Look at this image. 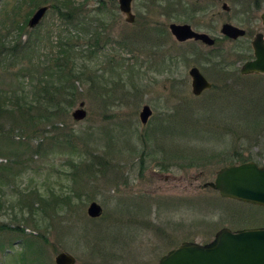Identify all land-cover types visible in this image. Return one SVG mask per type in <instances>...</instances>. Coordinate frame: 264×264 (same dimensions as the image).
I'll return each instance as SVG.
<instances>
[{
    "label": "rangeland",
    "instance_id": "374dc122",
    "mask_svg": "<svg viewBox=\"0 0 264 264\" xmlns=\"http://www.w3.org/2000/svg\"><path fill=\"white\" fill-rule=\"evenodd\" d=\"M166 1L133 0L130 25L117 0H0L5 45L19 33L21 44L28 41L13 59L0 57V100L37 78L40 86L53 85L47 93L67 82L75 94L73 106L54 112L53 127H45L66 149L48 140L35 156L30 152L40 135L31 148L23 146L21 119L16 125L0 119L10 132L9 141L0 140V264H54L61 252L75 264H157L183 242L204 244L222 228L264 227V208L204 187L224 166L264 162V76L238 73L252 55V36L264 35V0L246 16L242 10L254 0H182L196 8L192 15L171 14ZM42 6L49 10L29 29ZM52 6L73 11L79 26L59 19ZM170 23L188 24L217 42L179 43ZM224 23L246 36L237 42L221 36ZM64 50L70 52L66 60ZM191 67L214 88L193 97ZM80 103L86 117L75 121L71 113ZM144 105L152 110L146 125L138 120ZM49 191L66 201L56 212L46 209L56 220L46 241L29 248L24 240L38 237L47 224L39 218L40 230L32 225L29 207L38 202L31 194L48 199ZM91 202L102 208L99 218L87 217ZM14 227L23 232L9 230Z\"/></svg>",
    "mask_w": 264,
    "mask_h": 264
},
{
    "label": "water",
    "instance_id": "95a60500",
    "mask_svg": "<svg viewBox=\"0 0 264 264\" xmlns=\"http://www.w3.org/2000/svg\"><path fill=\"white\" fill-rule=\"evenodd\" d=\"M133 0H117L119 11L126 17V22H133L131 3ZM48 6L39 7L28 21V28H35L43 18ZM222 10H228L222 5ZM264 26V13L260 17ZM171 35L177 42L188 40L201 41L208 47L214 45V39L205 33H196L188 25H169ZM244 30L231 24L224 23L220 34L229 40H237L244 35ZM263 35L257 33L251 42L253 59L244 62L239 69L240 75H264V41ZM190 77L191 94L193 97L201 95L211 88L209 83L196 67L188 71ZM139 112V121L146 125L152 115L149 106L144 105ZM71 116L75 121H83L86 117L84 104L80 103ZM213 182L204 184L218 192L221 198L264 207V163L259 166L254 162L239 165H229L219 169ZM87 217L96 219L102 214V208L91 202L86 209ZM75 258L67 253H59L54 258V264H75ZM158 264H264V227L247 228L231 231L222 228L207 244L197 245L183 243L173 251L161 257Z\"/></svg>",
    "mask_w": 264,
    "mask_h": 264
},
{
    "label": "trees",
    "instance_id": "16d2710c",
    "mask_svg": "<svg viewBox=\"0 0 264 264\" xmlns=\"http://www.w3.org/2000/svg\"><path fill=\"white\" fill-rule=\"evenodd\" d=\"M61 7L66 11V14L62 13V10H60ZM166 7H167V10H169L173 7V5L167 0ZM51 8L56 11V15L62 21L68 22V24L73 27L77 25L76 24L77 18L75 14H72L73 11L67 10L63 6H52ZM17 27L19 28V26ZM20 37H21V33L18 34V39L16 38L14 41H12L13 42L12 44L5 45V40L7 39L6 35L2 36L0 34V57L5 56V58L11 57V59H13L16 53H19V54L20 52L23 53L26 50L28 41L21 44L19 41ZM68 42H69V39L63 40L59 44L60 45L59 50L61 49V47H64L66 45L68 46ZM98 42L99 40H97L95 45H97ZM72 48L73 47L71 46V49ZM71 49H70V52L73 51ZM70 52L67 50L63 51L62 55L65 56L64 57L65 60L67 59L66 55ZM19 57L23 58L24 56L18 55L17 58ZM49 65L50 63H48V67ZM36 66H39V65H35L34 67L36 68ZM60 66L62 67V65L58 63L57 67L59 68ZM48 67L45 66V68H43L42 70L45 71L46 69H48ZM60 70L61 69H59L56 72H59ZM16 75H19V71ZM16 77L18 78V76ZM39 82L40 80H38L37 78L36 83H33L32 81L31 83L17 86L14 89V91L4 94L5 99L0 100V119L10 120L11 118V121L13 122L14 125L18 124V120L21 119V122L23 123V125H25L19 129L23 131L25 130L27 132V135L25 136L27 137L28 141L27 143H22L23 146L31 148V146L29 145L33 141L32 138H34V135H37V134L40 135L38 137L39 142L36 148L32 152H30L35 156H38L41 154V148L43 147L44 143L48 140L54 141L53 142L54 145L56 143L57 146L62 147L63 149L67 148V147L66 148L64 147L65 142H63V144L59 142L58 136L52 137V135H50V132L45 130V127L48 125L53 127V123L50 122V119H52L53 116H55V115H52L54 112L58 113V111L60 110L63 111L66 108L72 107L74 103L73 101H75V96H74L75 94L71 92L72 87L69 86L67 82L62 83V85L57 88V91L55 93H47V87L48 86L50 87V85L51 87H53L52 84H46V85L40 86ZM212 88L214 87L212 86ZM8 107H11L12 110H9ZM32 112L38 115L32 116L31 115ZM8 133L5 131L3 124H1L0 125V140L4 139L6 141H9L8 136H10V132ZM25 136L18 135L17 137L18 139L23 138V140H25ZM241 163H244V162H241ZM48 193H49L47 196L48 199L42 197L40 194H38V192L31 194V198L36 199V201L38 202L36 203L37 208H33L34 202L31 203V206L29 207L30 209L29 219L30 221H32V225L38 230H40L39 229V225H40L39 218H42L41 223L47 221V224L45 227L42 228V231L41 230L39 231L38 237L29 236L27 240H24L25 244L29 248L32 247L35 244V242H38L39 244L40 242L38 240H43V242L46 241L44 234H46V231H48L49 228H51V225L53 226V224H50V223L54 222V219L56 220V218H54L55 212H56L55 206L60 203L64 204L66 201L65 199H60L63 197L54 194L53 191H49ZM49 207H51V209H53L55 212L48 214L46 209ZM9 230L17 231L19 230V228L18 227L9 228ZM19 231L23 232V230H19Z\"/></svg>",
    "mask_w": 264,
    "mask_h": 264
},
{
    "label": "flooded vegetation",
    "instance_id": "af4514ba",
    "mask_svg": "<svg viewBox=\"0 0 264 264\" xmlns=\"http://www.w3.org/2000/svg\"><path fill=\"white\" fill-rule=\"evenodd\" d=\"M157 2V1H156ZM168 2H170L172 5H173V7L171 8V9H169V12L172 14H175L176 12H178V11H180V9L182 10V12L183 13H185V15H192L193 14V11H196L195 9L196 8H192V7H188V5L186 4V3H182V0H178V1H172L171 2V0H168ZM132 4V3H131ZM238 2L235 4V6H237L238 7ZM228 7V6H227ZM240 7H241V3H240ZM239 8V7H238ZM256 8H258V4H257V1L256 0H254V1H252V2H249V3H247L246 4V6L244 7V10H242L243 11V13H241L243 16H246V15H250L251 14V12H254L255 10L254 9H256ZM201 10H202V8H201ZM228 10H230V8L228 7ZM228 10H225V12H228ZM119 13H121L120 11H119ZM202 13H203V10H202ZM122 14V13H121ZM131 15H133V17H134V20H133V22H131V24H133L134 22H135V15L132 13V10H131ZM262 15V14H261ZM261 15H260V17H261ZM122 16H124L123 14H122ZM125 17V16H124ZM247 18V17H246ZM261 19V18H260ZM259 19V20H260ZM125 22H126V17H125ZM126 23H128V22H126ZM128 24H130V23H128ZM130 24V25H131ZM172 23H170L169 25H171ZM184 24V23H183ZM183 24H177V25H183ZM169 25H168V29H169ZM184 25H188V24H184ZM188 26H190V25H188ZM190 28H191V26H190ZM192 29V28H191ZM241 29V28H240ZM193 30V29H192ZM242 30H244V29H242ZM194 31V30H193ZM169 32H170V30H169ZM196 32V31H195ZM244 35L242 36V37H239V38H237V40H240V39H242L243 37H245L246 36V31L244 30ZM196 33H201V32H196ZM258 33H260V32H258ZM203 34V33H202ZM257 33H255L253 36H252V39H253V37L256 35ZM262 34V33H261ZM170 35H171V33H170ZM263 35V34H262ZM174 36V35H173ZM175 39V38H174ZM212 39H214V45L216 44V42H217V40H215V38H212ZM252 39H251V42H252ZM263 39H264V35H263ZM237 40H233V41H236L237 42ZM189 41H191V42H193L192 43V45H194L195 43H199V44H202V42L201 41H194V40H188V41H186V42H189ZM264 41V40H263ZM251 42H250V46H251V57H249V60H252L253 59V50H252V45H251ZM179 43H181V42H179ZM183 43H185V42H183ZM203 46H206V47H208L206 44H202ZM213 45V46H214ZM242 48H243V46L241 47V49L240 50H242ZM237 57H239L240 59L242 58V55H238ZM192 68V67H191ZM197 68V67H196ZM198 69V68H197ZM199 70V69H198ZM199 72H200V70H199ZM201 73V72H200ZM202 74V73H201ZM203 75V74H202ZM204 77V76H203ZM205 78V77H204ZM206 79V78H205ZM207 80V79H206ZM208 81V80H207ZM206 92V91H205ZM204 93V92H203ZM202 93V94H203ZM201 94V95H202ZM200 96V95H199ZM201 245H203V244H201ZM177 247H179V245L177 246ZM177 247H175V248H173V249H176Z\"/></svg>",
    "mask_w": 264,
    "mask_h": 264
}]
</instances>
